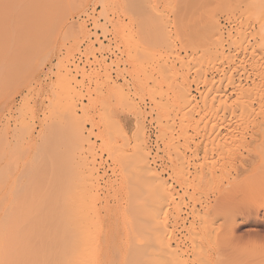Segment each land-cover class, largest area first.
<instances>
[{
  "label": "bare ground",
  "instance_id": "1",
  "mask_svg": "<svg viewBox=\"0 0 264 264\" xmlns=\"http://www.w3.org/2000/svg\"><path fill=\"white\" fill-rule=\"evenodd\" d=\"M5 1H6V3H5ZM8 1H10V3ZM8 1L7 0H3V1L0 0V5L3 4L2 5L3 6L2 11L4 13H7V14H8V11L6 12L5 10H11L14 7L12 5L13 7L11 8L10 7L11 5H9V6H7V9H6L5 4H7V5L12 4L11 0H8ZM87 1L88 0H49V2L47 1L48 2L47 5L46 4L42 5L41 4L42 0H38V3H37L38 5H37V4H35V2H37L36 0L35 1L31 0L30 4L33 2L32 5L34 6V4H35L38 7L34 6L32 8V6H30L28 3V6H29L28 8L25 5L23 6V7H26V11L23 10L25 8H23V9L20 8V9H21V11L23 10V12H28V10L31 8L29 10V12L30 11H32V13L36 12V14L34 13V17L35 16L37 17L39 15V17H37L38 19L37 18L36 19L38 21L41 19L40 20L41 23L39 25L40 29H37V31L35 33V30H33V28L35 26H38V25L35 23L34 18L29 16L32 19L31 20L32 23L34 22L36 24V25L34 24V27H33L31 25L32 24L31 21H29L30 18H28V17L26 18V16H28L29 12L24 13L23 14L24 18L28 19V20L23 19L24 20L23 23H21V22H19V23L21 25H23V27L26 26L27 29L32 26V28H30V29H32L31 31H30V29H28V31H30L29 33L31 36L27 32V29H25L26 32L28 33V36H29L28 39L26 38L25 41H23L24 39H22V38L23 37L25 38L24 34H22V35L20 34L22 36V38L20 35H19V38L13 37L12 41H15L14 39H19V40H16L19 43H20L21 39L23 41V43H21V45L17 42L18 45H15L14 50H13L12 46L10 47L13 52L9 49L8 45L7 46L4 45L5 44V41L3 40L4 37L1 35V32H4V28L6 27L5 25H7V24H4V26L0 25V264H221V262L224 261L225 255L224 254L218 255L219 257L216 256L217 258H213V256L212 257L209 256L208 255L209 253L205 250V249H207V247L205 248L206 245L205 244H204L205 246L202 245L201 241H200V245H197L198 242L196 244L194 243V245L192 244V247H190L189 250H184V251H181L180 249H179V251H176L172 248V245H171V243H172L171 238H173L174 236L172 237V235H171L172 233L170 234V232H172V231L167 226V224H168L166 222L167 215L171 214V212H173V210H175V213H174L175 218L176 219L180 218V214L182 212V207L180 206L181 203L179 204V203L174 202V198L177 195H175V192L171 189L170 184L167 182L165 177H162L161 174L159 173V171L156 172L155 169L153 170L152 163L156 159L155 157L161 158V156H163V157L165 156L166 159L169 158V162L178 160V161H181L179 163L182 166H186V164L183 165V163L184 162L187 163L188 159L187 160L185 159V161H182V160L185 157L184 150H186L187 147H190V146H188L189 144H187L189 142L187 136L184 137L185 138L184 140L186 141V143H185V141L183 142L184 144H187V145L183 144L185 147H184V150L182 151L180 149L181 143L177 142L178 138L177 139L172 138L173 139L172 140L171 138H169V136L172 132L170 134H168L169 135L168 136V135L164 134L165 132L163 130L162 133L158 134L157 137L162 142L166 141V143H164L165 146L162 144L163 147L162 148L160 147V149L156 147L158 150L156 152H154V153L161 152L162 154H160V155L155 154V156H152V152H153L152 150L153 149L151 146H149V144L147 142V136H145V134H144L145 132L141 128L142 126H136L134 124L137 127L135 129V133H133V135H130L131 137L126 138V136H124L125 137L124 138L122 136L123 133L120 135V132L124 131V127L122 125L123 121H122L121 122L122 124H120L121 128L119 127L121 129L120 132H118L119 135H115V136L112 135V136L106 137V136L100 134V135H97V137L93 140L89 134L92 132L93 128L96 126V123L93 122L92 120L91 121L88 120L87 122L88 123L90 122L89 127H84V125L82 127L79 124L80 120L77 121V118H79V117H77L76 111H77V109H81V108L83 109V107H82V105H81L82 103H81L80 104L81 108H77V96H76L77 90H74L75 86H73V85L70 86V84H69V79H71V81L73 80V78L75 79V76L74 77L69 76V75H71L69 73V72H71V71H69L70 70L69 64H71V61H74V60L69 61V56H70L69 55V51H70L69 49H71L70 48L71 46H69V45L73 44V43H69V41L66 40L67 38H69V36H68V33H69L68 29L69 28L67 29L66 27H64L65 30L66 29L68 30L66 33L67 38L66 39L64 38L62 40L63 37H61V40H62L61 42L56 41L54 39L55 38L54 35L55 36L58 35L57 28L61 29L59 26L61 25L62 22L65 23V21H64V20H66L65 15L67 13L66 11H68V10H66V8L71 7L73 5L76 9H79V8L81 9V8H84V7H82L83 5L86 6L85 4ZM129 1H131V0H129ZM134 1H136V0H134ZM141 1H140V4H141ZM195 1L196 0H194V2ZM205 1H204V3H205ZM213 1H211V2H213ZM222 1H224V0H222ZM228 1L229 0L224 1V2L227 3ZM243 1L241 0V3L243 2L245 4V6H244V4H242V5L244 6V8L247 7V8H245V10L249 9V11L248 12H247V10L244 11V8L242 6L241 9H238L239 12H241V10H243V12H241L240 15L243 14L242 15L243 18H244V16L248 15V16L252 17V19L249 18L251 20L256 18L258 20V21L256 20V23H258L259 20L261 22L262 21L261 15H264V13H263L264 12V0H243ZM1 2H4V3H1ZM27 2H29V0H27ZM101 2H102V0H101ZM142 2H144V1H142ZM147 2H149V1H147ZM147 2H146V4H147ZM182 2H183V0H182ZM194 2L192 0L191 3H193V5H195L196 3H194ZM200 2H201V4H200ZM202 2H203L202 0L197 1V3H199L201 6H202V4H204ZM19 3H21V2H19ZM191 3L189 2V4H191ZM208 3H210V2H208ZM238 3H240V2L238 1ZM16 4H17V6H20L18 3H16ZM16 4H15V7H17ZM23 4H24V2H23ZM69 4H72V5L68 6ZM138 4H139V2H138ZM178 4H180V3H178ZM189 4H188V9L191 8L190 10H193L196 8V10H197V11L194 10L195 13L193 11L194 14H193V16H190V17L193 18L195 16L194 18L198 19L197 20V21H199L198 23L201 24L200 27L201 26L207 27V28H205L206 30L205 29L204 30L206 32L208 31L211 35V36L208 35L211 38H209V39L207 38L206 40H204L206 35L208 34V33L206 34L204 31V33L206 35L201 36L202 39L204 38L203 40L200 39L199 35L203 32V28L200 29L199 27H197L196 30H198V28H199L200 30H198V31L199 32L202 31L201 33L198 34V37L195 36V38H196L195 41H197L196 44L198 43L197 44L198 49L200 46H202L204 48V50L209 52L210 54L214 51L215 53L213 52V55L214 56H216V54H217V56L219 55L218 58L221 59V61L225 60L226 62L232 63L233 61L238 60L239 61L238 65L233 64L235 67L238 66V68L240 65L239 63L240 62L243 63V60L247 59V57L245 58L246 54L248 56V53L250 52L249 56H251L252 52L254 54L258 52V54H256L258 56V57L256 56L257 58H255V56L252 54L253 59H249L246 61L249 63V67H250L251 71L246 72L245 77L243 76L244 79H243V77L242 78L240 77L241 75L233 76L234 73H233V75H231V73H230L229 79L227 82L229 84V85L228 84L227 85L229 87H231L230 89H231L232 93L236 94L235 95L236 98H233L234 94L232 95L233 97L231 96L234 101H232V104L230 103L231 108L228 107V109H225V108H227L229 103L228 104L226 103L227 106L224 105L225 106L224 109L226 110L225 112L227 113V110H228L227 114H229V108H230V113H234V114L237 113L236 114V115H238V116H236L237 120L239 117L242 119V117L239 115L240 113H243L242 115L244 116V114L246 112L250 111L251 109L253 110V108L256 107L257 105H259V107H260V102H259V104H258V102L256 103L257 100L255 101L254 99H252L251 96L249 95L250 93L245 92V91H246V89H249V88H250V90H252V89L254 90V89H260V88L264 87V74H263L264 71L262 73H259L261 71H260V69L258 70V68H260L262 65L261 60L264 62V59L259 57L260 55L263 56L262 52H264V51L261 48L262 52L259 53L260 51H257V50H261V49L257 48V50H254V47H253V49H250L247 52L245 48H247L248 46L252 47L253 45H247V47H245V45H244V44H247V42L249 41L247 38H249L251 36L253 37L255 34L256 35H260V34H258V31L257 32L255 31L256 28H254L252 33H250V36H249L250 31L248 32V37H247V33L246 34L243 33V32H245V29H246L245 27H247L248 29H249V27H251V26H249V22L247 23L249 27L246 26L247 25L246 21H244V20H246V17H245V19H243V21H242L243 23L241 21H240V23H238V24H246L244 27V30H239L240 25L236 26L235 24L234 25L232 24V25H229V29H227V32H225L223 24L220 23L221 21L219 22L220 19L218 20L216 18V15H217L216 12H218L221 8H222L221 12L219 11V13H222V10H224V9H228L229 11L231 10L230 12L225 10L227 12V16L224 13L226 18H227L226 20L228 21L230 16L233 19L235 17V16L234 17L232 16L233 12H234V11L232 12V8H226V6H225V8L221 7L219 10L218 9L216 10L214 8L215 14L212 13V15H213V17H212V15H210L211 12H208L204 7H202V13H201V10H200L201 6L199 4H198V7L200 6L199 8L196 7L197 5H195V7H194L192 4L191 5H189ZM207 4H205V5H207ZM40 5L42 6V8L40 7ZM136 5H137V3H136ZM180 5H182V4H180ZM209 5H211V3ZM217 5L219 6V4H217ZM228 5H229V3H228ZM4 6H5V8H4ZM21 6H22V3H21ZM101 6H102V8H104L103 5H101ZM116 6H114V7H116ZM142 6H144L143 9L142 8H140V9L136 8L137 9L136 10L134 8L135 11H138V14H141L138 16L139 18L137 20V22L139 21L138 22L140 24L139 26L141 28L143 27L141 29L140 33H142V34L144 33L142 31H145L144 30L145 27L146 28L149 27L148 24L151 25V27H152V25H154V23H156V25L153 26V28H151V29L149 28V30H151V31L146 30V31H148L146 33H147V35L148 34L150 35V32H151V33L155 34L156 38L159 37L158 35H160V34H158V32H159L158 29H157L158 35H156V32H153V31H155L153 29H154V27L158 26L157 23L160 20V19H158V17L161 15L158 16V13H157L158 10H156L154 6H153L154 8L153 7L150 8L145 4H143ZM146 6L148 8H150V9H147V10H149V12L145 11ZM169 6L171 7V4ZM182 6H180V7L182 8ZM214 6H216V5H214ZM218 6H216V7H218ZM8 7H9V9H8ZM35 7L40 8V11L38 10L39 12H37L36 11L37 8H35ZM94 8H92V6H91L92 10L90 9L89 11H93ZM102 8H100V9L102 10ZM117 8H118V6H117ZM32 9H34L35 11H33ZM68 9L72 12L74 11L73 7L68 8ZM71 9H73V10H71ZM151 9H155V12H156L155 13L156 16L153 17L155 22L152 21L153 18L149 17V16H151V13L154 14V11H151ZM198 10H200V13H198L199 12ZM205 10L207 11V14H205L206 13ZM2 11H0V12H2ZM21 11H19V12L21 13ZM107 11H108V9H107ZM180 11H183V8ZM186 11H187V9H186ZM64 12H66V13H64ZM69 12H68V14H69ZM74 12H76V11H74ZM99 12H100V10H99ZM110 12H111V10H110ZM9 13H11V12H9ZM13 13L15 14V12H13ZM37 13H38V15H37ZM101 13L104 17H101L102 16L101 14H100L101 16H99V17H101L102 19L104 18V21H105V19L108 16L107 12L104 11V9H103V12H101ZM119 13L123 14L122 10ZM142 13H148L147 15L150 14L148 16V19L151 22L149 21V23H147L148 20H145V22H146L145 23L144 18L147 19V15L142 14ZM196 13L200 14V16L202 14L204 18H202V16H201V18H198L199 15L197 16ZM231 13H232V15H231ZM238 13H236L237 18L240 17V15ZM160 14H161V12H160ZM180 14L181 13L179 12V15ZM15 15H17V14H15ZM91 15H92V12H91ZM142 15L144 18L141 17ZM145 15H146V17H145ZM206 15L207 16L210 15L209 18H207ZM8 16H10V15H8ZM66 16L68 17V15H66ZM69 16H70V14H69ZM90 16H89V18H90ZM175 16H176V13H175ZM181 16H183V15H181ZM0 17L4 18V15L3 16L0 15ZM19 17H20V15H19ZM87 17H88V15H87ZM162 17H163V14H162ZM183 17H185V16H183ZM14 18L17 19L15 16H14ZM110 18L108 20L107 19L106 20L109 21ZM155 18H156V20H155ZM167 18H168V16H167ZM192 18H191V20H194V18L193 19ZM205 18L207 20L210 19V20H208L209 22H207V20ZM91 19H92V17H91ZM118 19H120V18H118ZM140 19H142V20H140ZM164 19L165 20H163V21H166L165 15H164ZM185 19H187V18L185 17ZM185 19H184V21H185ZM5 20H7V18H5ZM182 20H183V18H182ZM13 21L14 20H12V23H14ZM17 21H19V19H17L15 21V24L20 26V24ZM25 21L30 22L31 24L28 23L26 25V23L24 24ZM132 21H134V20H132ZM189 21H190V19L188 20V22ZM197 21H195V22H197ZM204 21H205V23H204ZM247 21H250V20H248V17H247ZM141 22L142 23L144 22L143 25L141 24ZM188 22H187V24H188ZM260 22L258 24L259 26L261 25ZM202 23H204V24H202ZM250 23H251V21H250ZM256 23H255V25H256ZM54 24H58L59 26L57 28H55L57 25L55 26ZM68 24L69 23H67L66 26H68ZM145 24H146V26H145ZM160 24L162 25V23H160ZM75 25L77 26V24H75ZM103 25H99V26H101L100 29H102V30L106 27V24H105V27ZM120 25L126 26V24H124V22H123V24H120ZM195 25H197V23ZM225 25H227V23ZM1 26H3L4 28ZM51 26L52 27L55 26L54 28L57 30V31H55L53 28L55 33L53 34L52 33L53 31L51 32L53 34L52 37H54L52 39L50 38V35H47V30L49 27L52 28ZM259 26H258V28H259ZM12 27H11L12 30L10 29L8 32L9 34H11L13 29L16 28V27L14 28V26H12ZM70 27H71V25H70ZM242 27H243V25H242ZM1 28H3V31H1L2 30ZM6 29H8V28L6 27ZM248 29L246 30V32L248 31ZM80 30H82V29H79V32H80ZM259 31H260V29H259ZM33 32H34V34H33ZM14 33H16V31H14ZM82 33H83V31H82ZM9 34H7V35H9ZM80 34H81V32H80ZM4 35H5L6 40H9L10 36H8V38H7L6 33H4ZM88 35H91V33H89ZM15 36H16V34H15ZM153 36H152V38H153ZM64 37H66V35ZM233 37H238V39L236 40ZM10 38L12 39V37H10ZM227 38L230 39V41L228 40L229 42H231V40H234L232 43V45H233L232 47L234 50L233 49L232 50H230V49L226 50L230 46V44H228V43H227L228 45L226 44V46H225V43H226L225 40ZM57 39H60V37ZM84 39H85V36H84ZM210 39H212V42H213V46H211V48L213 47V50H211V48H210V50L212 52H210V50H206V49H208L207 45L209 43L208 40H210ZM130 40H131V38H130ZM16 41L12 42V43H16ZM200 41L202 43L204 41H206V42L208 41V43L204 42V43H206L205 47H204V43L203 44L201 43V45L198 46ZM235 41L236 42L238 41L237 42L238 46H236V47L234 45V44H237ZM262 41H264V39ZM262 41H261V43L263 45L264 42H262ZM88 42H89V40H88ZM12 43H7V44H12ZM136 43H138V42H136ZM253 43L257 44L258 42L253 41ZM211 44L212 43H210V45ZM251 44H252V42H251ZM129 45H132V44H129ZM210 45H209V47H210ZM5 46L8 49H5L6 48ZM48 47L51 48V51H50L51 55L52 54L56 55V53L57 54L58 53L59 54L67 53L68 56L66 54H63V55H66V57H65L64 63L61 60L62 65L58 64L55 61L57 63V65H60L62 67L54 70V71H56V79L55 80L53 79V81L50 82V88H49V91H48L46 97L43 96L44 97L43 98L41 96L42 98H40L39 103L36 105L30 106V104H29L27 107H25L26 106L25 104H28L25 102V104H22V105H24L25 108L21 107V105H20L21 103H20L19 104L20 107L19 106L17 107L18 109L16 108L14 111H13V109L11 110V107H9V105H10V102H12L10 100L11 99L13 100V98H12L13 95L11 94L12 89L10 87H14L13 90L16 92H20L21 91L20 87L23 88V86L24 87L27 86V88H29L28 85L30 84V82L35 79L32 77V74L34 75L37 68H35L36 70L34 71V73H32L33 72L32 70H34V68L31 67L32 69L30 68L29 71L30 72L32 71L31 72L32 74L30 77H27V75H29V73H30L28 71V67H29V65L32 64V62L35 63V60L38 59L39 56H41V53L44 54V56L47 55L46 53H43V52H44V49L48 48ZM140 47H141V44H140ZM262 47H264V45ZM129 48L131 49V47H129ZM248 48H250V47H248ZM144 49H146V48H144ZM144 49H141V50L143 52H145V54H147V56H149L148 52L144 51ZM72 50H73V48H72ZM76 50H77V47H76ZM252 50H254L256 52H254ZM129 51L130 50L128 49V52ZM245 51L247 53H245V55H244ZM143 52L140 55H142ZM201 53L202 52H200V54L199 53H196V54H198L197 56L201 57V55H202ZM25 54L29 56V57L27 56V60L24 57ZM140 55L137 56L139 58L138 60H140ZM204 55L205 54L202 55L203 58L201 57V59L203 60L207 57L206 58L207 60H205L206 62H204V60L203 61L200 60L199 58H198L199 59L198 61L197 60L195 61L196 65L200 63L199 65H197L199 67L194 65L198 68L199 71H200V69H201V71L203 70L202 68H200V65L207 66L204 64L205 63L207 64L208 63L207 61H209L211 59L210 56H208V55L204 56ZM128 56L129 55H127V57ZM137 57H136V59H137ZM142 57H143V55H142ZM142 57H141V59H142ZM153 57L154 56H152V57L149 56V59H147V60L144 59L145 64H144L143 69L141 68L143 65L140 63V61L138 62L135 59L134 61H136L140 64L136 63L137 64L136 68L133 67L135 65L132 66L133 71H131L129 74L132 79L127 80L124 83L123 87H120L119 89H116L114 86L106 87L107 88L105 90L106 93L107 94L113 93V94H115V96L117 95V99L119 98V101L121 102L120 104L123 106H126L127 110H131L132 107H135L134 103H136V102L133 103L132 101H133V98H138L139 95L137 96L136 94L132 93V90H133L132 88H133V85L135 84V82L138 84L142 83V80L144 77H142V78L136 77L137 79H135L132 76H134L137 72L140 73V71L142 72L143 76L147 75L149 73L148 72L145 74L146 71H149V68H147V66H149L150 71L153 72L154 71L153 66H152L153 61L151 60V58L154 60V58H156L157 56L154 58ZM32 58L35 60H31ZM70 58L72 59V57H70ZM157 58H159V57H157ZM166 58H164L163 60L166 61L165 60ZM92 59H95V58H92ZM22 60H24V61L29 60V62H31V61L32 62L27 65L28 62H23ZM211 60L215 61L216 59L213 58ZM42 61L43 60H41V62ZM97 61L98 60L96 58L95 62H97ZM100 61H101V59H100ZM147 61H149V62L147 63ZM164 61L161 63L164 64ZM214 61H211V62L209 61V62H210V64H213V66H214V63H215ZM218 61L219 60H217V62ZM36 63H38V62H36ZM202 63H204V64H202ZM218 63L221 64L220 61ZM105 64H104V66H105ZM159 64L157 63L158 66H159ZM40 65L42 66L43 64L40 63ZM74 65L76 66L77 64H74ZM138 65L141 68V70L139 69ZM145 65H147L146 68H145ZM242 65L240 66V69L242 68ZM168 66L170 67V65H168ZM221 66H222V64H221ZM223 66H225V65H223ZM223 66H222V68H223ZM244 67L245 66L243 65V68ZM165 68H164V66H162L161 69H165ZM197 68H195V69L197 70ZM214 68L216 70H220L219 69L220 67L219 68L214 67ZM72 69L74 70V73L77 72V70H75L74 67ZM106 69H107V65H106ZM106 69L103 72H106V78L108 80H111L110 78H108L110 75H108V77H107ZM157 69H159V68L156 67L155 70H157ZM168 69H170V68H168ZM261 69L264 70V68H261ZM196 70L194 73L195 75H196ZM206 70H204L205 73L207 72ZM161 71L164 72L163 74L159 72L160 74L163 75V78H164V75H166V76L169 75V74L168 75L165 74V73H167L166 69L161 70ZM204 71H202L203 74H204ZM233 71L235 72V69H233ZM122 72H124V71H122ZM168 72H170V71L168 70ZM202 72H201V74H202ZM210 72H211V70H210ZM175 74H173V75L175 76ZM203 74H202V76L201 75L200 76L203 77ZM213 74H212V77H213ZM79 75L81 76V73ZM242 75H244V74H242ZM102 76L105 77V75H102ZM166 76L163 79V81L166 80ZM174 76H168V78L174 77ZM176 76H177V74H176ZM178 76H180V74ZM181 76H182V74H181ZM160 77H161V75L159 76V78ZM196 77L198 79L201 78V77H198V75ZM209 77H211V76H209ZM212 77L210 79L203 78L201 80L202 81L206 80V81L212 83L213 81H216L215 79L213 80ZM221 77L219 79L223 80L226 76H224L222 78ZM106 78H104V79L107 80ZM93 79H94V77H93ZM160 79H162V78H160ZM86 80H87V83L85 85H87L86 86L87 90L91 89L90 85H93L91 92L92 91H94V92L100 91V89H101V87H99L100 85H98V83L96 81H95L96 83H94V81H92L91 72H89V70L82 74V81L81 80L80 81L84 83ZM144 80H143V83H144ZM171 80H173V78ZM201 80H198V82H196V84L200 83L204 86H207L210 84V83L208 84V82H205L206 83V85H205L204 81H203L204 84L201 83L202 82ZM146 81H149V79ZM159 81L160 80L158 79V82ZM183 81L184 80L181 79L180 85H182ZM199 81H201V82H199ZM151 82H152V80H151ZM223 82H224V80H223ZM164 83H165V81H164ZM213 83H212V85H213ZM73 84H76L75 81H73ZM77 84H78V82H77ZM99 84H101V83H99ZM113 84H111V85H113ZM156 84H158V83H156ZM216 84H218V83H216ZM224 84H225V82H224ZM80 85H81V83H80ZM146 85H147V83H146ZM169 85H166L168 87L165 86V88L168 89L170 87ZM221 85H222V83H221ZM172 86H175V84L172 83ZM178 86H179V83H178ZM8 87L10 88V91H11L10 94L8 93V92H10V91H8L9 90ZM157 87H158V85H157ZM207 87L211 88V85H209ZM6 88H8V89H6ZM30 88H31V86H30ZM148 88L150 89V87H148ZM179 88H180V86H179ZM212 88H213V86H212ZM214 88H217V85L214 86ZM219 88L220 87L218 86V88L215 90H211V89L206 90V87H205L204 89L206 91L205 90H203V91H205L204 93H206V92L208 93V91H209V93H210V91L217 92L219 90ZM158 89L159 90H155V89L150 90L151 94H149V95L152 96L153 99H154L153 93L157 94L156 91H158V95L161 96V94H159L160 88H158ZM263 89L264 88H262V90ZM25 90H26V88H25ZM38 90H39V88H38ZM84 90H86V89H84ZM145 90H147V88ZM180 90H178V91H180ZM200 90H202V89H200ZM139 91H140V89H139ZM194 91H197V90H194ZM256 91L257 90H255L254 92H256ZM140 92H144V91L142 90ZM165 92H167V91H165V90L162 91V93L164 95H166ZM171 92H172V89H171ZM185 92H186V89L184 92L181 90L177 94H178V96L181 97L183 94H185ZM215 92L214 93L211 92V93H213L214 97L221 96L219 94H223V93L218 94V92H220V91H218L216 93L217 95H215ZM243 92L246 94V97L244 96L245 94ZM263 92H264V90H263ZM79 93H77V94H79ZM180 93H181V95H179ZM186 93L188 94V91ZM197 93H198V91H197ZM204 93H203V95H204ZM209 93L207 95L210 96L211 93L210 94ZM40 94L43 95L42 93H40ZM44 94H46V92ZM86 94H87V92H86ZM206 94L204 95V98H205ZM263 94L261 93V95H263ZM38 95H37V97H38ZM81 95L83 96L82 93H81ZM199 95H200V92H199ZM241 95H243L244 97L243 96L241 97ZM247 95L250 96V98ZM258 95H260V94H257V96ZM35 96L36 95L34 93V97ZM185 96H186V94H185ZM185 96L184 97L182 96L183 98L181 97V99L182 100L185 99V102H187V103H185L186 105L184 103L183 104H184V106H188L187 104L191 103L193 98L188 97V96H186V98H185ZM213 96L211 94V99ZM223 96H224V99H222V100L227 99V98H225L226 94L225 95L223 94ZM31 97L33 98L32 95H31ZM87 97H90V95ZM130 97H132L131 100H130ZM147 97L149 99L151 98L149 96H147ZM198 97H200V96H198ZM208 97L206 96V99H204V98L203 99L207 101L208 99H210ZM79 98L81 99V97H79ZM90 98H92V97H90ZM152 98H151V100H153ZM221 98L218 100L222 101ZM229 98L227 99V102H228ZM241 98H244V99L239 100ZM256 98L259 100V97H256ZM261 98H263V97H261ZM29 99H30V97H29ZM178 99H179V97H178ZM235 99L236 100L238 99V101H235ZM38 100H36V101L38 102ZM157 100L155 101L156 103L159 101V100L158 101ZM199 100L200 99L198 98V100H196V101H199ZM263 100H264V98H263ZM44 101H47V102L44 104ZM90 101H92V100H90ZM116 101H118V100H116ZM229 101H231V100H229ZM101 102L102 101L100 100L99 103H101ZM148 102H149V100H148ZM203 102H204V107L207 105V107H209V108L202 109L204 111V113L202 111L203 115H200V116L204 117V114L205 115L207 114L208 109L209 110L213 109V111H215V114L217 113L216 111L218 109H220V108H218V106H216V108H218V109H214L213 107L215 105L214 106L212 105L213 107L211 106V108H210V105L212 103H214L213 100H211V103L209 101L210 104L209 103L207 104V102H205V101H203ZM222 102L220 104H222V106H223ZM254 102L257 105L253 107ZM23 103H24V101H23ZM143 104H144V102H143ZM197 104H198V102H197ZM12 105H13V103H12ZM101 105H103L104 107L106 106L104 104H101ZM157 105L159 106L158 103H157ZM195 105H196V103H195ZM195 105H193V106H195ZM190 106H192V103ZM190 106L188 109H190ZM193 106H192V109L194 108ZM196 106H198L197 107V109H198L200 105H196ZM201 106H202V103H201ZM101 108H102V106H101ZM137 108H136L137 110L135 111L136 115H138L139 113L142 114L141 107L139 106ZM103 109L105 110V108H103ZM182 109L183 108H181V110ZM205 109L207 110V112ZM150 110H152V108ZM259 111L257 110L258 113H259ZM38 112H40V113H38ZM127 112L131 113V111H127ZM193 112H195V111H193ZM222 112H224L223 109H222ZM262 112H261V114H262L261 117H263ZM156 113H155V115H156ZM175 113L173 115H175ZM211 113H213V112H211ZM252 113H254V112L252 111ZM37 114L39 116V119H38L39 121H37V119H36L37 123L39 122V125H37V123H36L38 128H36V126L34 125L35 123L33 122L35 120V118L37 117ZM82 114H83V112H82ZM215 114L213 113L214 118H215ZM227 114H226V116H227ZM145 115H143V116H145ZM210 115H209V117H208V115H207V117L205 116L207 118V120H208V118H210ZM230 115L228 116V118L230 117ZM255 115L260 116V114H257V113ZM192 116L193 115H191V117ZM200 116L197 115V118L199 117L198 119H200L201 118ZM233 116H232V118H233ZM83 117L84 116H82V118ZM155 117L156 116H154L153 118H155ZM249 117L250 116H248V118ZM88 118H89V116H88ZM222 118H225V117H221L220 120ZM260 118H259V121H261ZM84 119L85 118H83V120ZM108 119L109 118H107L108 122H112V127L113 128L116 127L115 124L113 125L112 119L110 121ZM125 119L127 121H129V117H125ZM160 119H158V120H160ZM229 119H231V118H229ZM241 119L239 120V122L235 120V123L237 122V127H238L239 123H242ZM69 120H71L70 121L72 124L71 126H69L70 125ZM143 120H144V118H143ZM222 120H221V122H222ZM75 121L78 123V125L80 127L77 125V123H75ZM194 121H196V122L192 123L193 126L196 125V123H198V122H200V123L202 121L204 122V118L202 121L201 120L200 121L198 120V122H197V120H194ZM206 121H205V124L208 123ZM229 121H231V120H229ZM233 121H234V119H232V123H233ZM137 122L141 125V122H139V121H137ZM84 123H85V121H84ZM158 124H160V123H158ZM202 124L203 123H201V126L204 129L205 125L203 126ZM261 124L264 125V123H261ZM187 125H190V124L187 123ZM197 125H199V123ZM257 125H259V123ZM207 126H209V123L207 124ZM210 126H212V124ZM240 126H241V124H240ZM198 127L199 128H197L195 126V127H193L195 129L191 128V130H194L193 132H195V130H197V134H199L198 129H200L201 127L200 126H198ZM213 127H215V126H212L211 134L214 133L213 130L215 131V128H213ZM231 127H232V129L230 131L233 133V136H234L235 131L237 132V130H236V128L234 129L233 126H231ZM256 127L254 129L258 128V127L257 128ZM205 129H206V127H205ZM241 129H243V132L246 130L245 128L240 127V130ZM260 129L261 130L263 129V130L259 131V133L262 132L261 134L264 135V132H263L264 127L259 128V130ZM114 130H116V128H114ZM250 130H251L250 132H252V131L256 132V131L252 130V128H250ZM199 132H201V131H199ZM202 132L200 134L201 136H202ZM222 133H225V132H222ZM228 133H226V134H228ZM241 133H242V131H241ZM108 134L109 133H107V135ZM249 134H247L248 137H250ZM219 135L222 136L221 134H219ZM237 135H238L237 139H240L241 135H239L238 133H237ZM192 136H190V137H192ZM223 137L224 136H222V138ZM256 137H258V136H256ZM96 139L101 140L100 141L101 142V152L99 155H98L99 152L97 153L95 150ZM155 140H154V142H155ZM187 140H188V142H187ZM246 140H244V141H246ZM196 141H191L192 143L194 142L193 143L194 145L192 144V149H190V151L194 154L199 148V144H196ZM208 141L209 140H207V142ZM222 141L223 142L225 141V143H226V140H222ZM230 141H232V140H230ZM239 141H241V140H239ZM210 143H211V141H210ZM219 143H220V145L224 144V143L222 144L221 142H219ZM209 147H211V146L209 145ZM207 149L208 148L204 147L203 150H204L205 154L203 153V156L206 155ZM81 153L83 154L82 156L80 155ZM192 153H191V156H192ZM97 155H98V157H96ZM236 155L237 154H235V157H237V156L240 157L239 156L240 154L237 156ZM232 158L234 159L233 156H232ZM232 158H231V161H232ZM202 159L206 160V157L205 158L202 157ZM237 160H239V162H240V164H239L240 166L238 165L239 168L236 167L237 164L234 162L237 170L234 169V166L231 169H232V171L236 170L237 174H240V173L242 174V172L245 170L246 166H245L243 160H241V161H240V159H237ZM172 164H173V162H172ZM227 164L229 166V164H231V162L228 160ZM177 165H179V164H177ZM100 166L105 168V171L103 172V173H105L104 175L98 174V168ZM171 166L176 168V166H174V164ZM253 166H254V164H253ZM229 167H231V165ZM181 168L182 167L180 166V169ZM183 168H184V170H181V171H183L182 177L185 179L186 177H184V176H186L187 174L184 175V173H185L184 171L187 168H185V167H183ZM248 168L252 169L253 167L251 165ZM180 169L178 170V172L173 171L172 173H176L177 176H180V175H182L180 173ZM248 170H247V172H248ZM189 172H190V170H189ZM208 173L211 176L210 172H208ZM197 174H199V173H197ZM197 174L195 173L196 177H198V179H199L200 177ZM205 174H207V173H205ZM236 175H235V178H233V179H232V177H234V174L231 175L232 177L230 179L233 180V183L238 180V179H236L237 178ZM242 175H245V174L243 173ZM242 175H240V176H242ZM207 176H208V174H207ZM211 177L208 176L206 178H211ZM241 178H243V176ZM241 178L239 177V179H241ZM234 179H236V180H234ZM232 180L231 181L229 180L230 181L229 184L232 183ZM225 185H227V184H225ZM225 185L223 184V188H227L229 186V185H227V187H226ZM233 185L231 184L230 186H233ZM216 189H218V188H216ZM222 192L220 191V192H218V194L219 193L221 194ZM225 192H226V190H225ZM211 193H213V192H211ZM219 197H221V196H219ZM215 198L217 199L218 197L215 196L214 199ZM216 199L215 200L212 199L213 201H207L206 200L205 204L202 206L203 213L205 215H206V211L208 213L207 215L213 213V211L215 209ZM244 208L245 207H243V209ZM170 210H172V211H170ZM189 212L192 213V215L193 214H199V210H194V209L192 210L191 209ZM248 212L251 214H249ZM220 213L223 214L224 216H227L229 214V212L224 213V211H223V213L222 212H220ZM252 213L253 212L251 210H248L246 213L247 214L246 217L251 218V216H249V215H252ZM204 214H203V216H204ZM174 216H173V219H175ZM203 216L201 217L198 215V217H201L202 221L204 220ZM246 217L243 216L242 220H240L241 218L239 219L240 221H237L234 216L232 218L230 217V220L229 219L227 220V230L228 231H225V232H227L226 234L228 235V233L229 234L234 233L236 231L235 229L240 224L245 222L246 219L247 220L249 219ZM253 217L256 219L255 222H257L259 224L264 223V218L258 217L257 214H255ZM211 219H213V218H211ZM211 219H209V221ZM203 223H204V225L206 224L205 221H203ZM201 225H203V224H201ZM213 227H214V225H213ZM207 228H208V225H207ZM221 230H225V229H221ZM220 237L221 236H219V238ZM228 237H226V239ZM231 237L232 236H230V238ZM221 239H224L223 236L221 237ZM209 244H210V242H209ZM201 245L204 247H202ZM257 264H264V259L257 262Z\"/></svg>",
  "mask_w": 264,
  "mask_h": 264
},
{
  "label": "rangeland",
  "instance_id": "2",
  "mask_svg": "<svg viewBox=\"0 0 264 264\" xmlns=\"http://www.w3.org/2000/svg\"><path fill=\"white\" fill-rule=\"evenodd\" d=\"M3 1V0H2ZM8 1V0H7ZM14 1V2H13ZM30 1L31 0H29V2H27V0H11V3L12 4H5V6H6V9H7V6H9V5H11L10 7L12 8L13 6V8L11 9V10H5L4 8H5V6H4V10L7 12L8 11V14L7 13H4L3 11H2V5L3 4H1L0 5V11H2V12H0V15H4V18L3 17H0V25H3L4 26V24H7V25H5L8 29H6V27L4 28L3 26H1V27H3L4 28V32H1V35L4 37L3 38V40L5 41V44L4 45H8V47H9V49L11 50V46H12V48H13V50H14V47H15V45H18V41H16V40H19V39H14L15 41H16V43H12V42H15V41H12L13 40V37L14 38H19V35L21 34H24V36H25V38L23 37L22 38V36H21V38L22 39H24L23 41H25V39L27 38H29V36H28V33L32 30V29H30V28H32V26L34 27V24L36 23L38 26H35L34 28H33V30H35V33H36V31H37V29H40L39 28V25H40V20L38 21L37 19V17H39V15H38V13H37V17L35 16L34 17V13L36 14V12H33L32 13V11H30L29 12V10L31 9H27L28 10V12H23V10L24 11H26V7L28 8L29 6H28V3H29V5L30 6H32V8L34 7V6H37L38 4V0H36L37 2H35V4H37V5H35L34 4V6L32 5V3L30 4ZM33 1H35V0H33ZM49 2V0H42V5H44V4H48V2ZM137 1V0H136ZM136 1H134V0H131V1H129V0H102V2H101V0H88L87 2H86V6H82V7H84V8H79V9H76L72 4H69L68 6H71V7H68V8H74V11H76V12H72V11H70L68 8H66V10H68V11H66L65 9V11L67 12H64V13H66V15H68V17L65 15V18H66V20H64L65 21V23H61V25L59 26L58 24H54L55 26H51L52 28H48V30H47V35H50V38L52 39V38H54L56 41H62L64 38L66 39L67 38V31L69 30V33H68V36H69V38H67L66 40L67 41H69V43H73V44H71V45H69V46H71L70 48L71 49H69L70 51H69V61H71V60H74V61H71V64H69V71H71V72H69L71 75H69V76H72V77H74L75 76V79L77 80H75L74 78H73V80L71 81V79H69V84H70V86H75V88H74V90H77L76 91V96H77V108H81V105H82V107H83V109L81 108V109H77V111H76V115H77V117H79V118H77V121H79L80 120V122H79V124H80V126H82L83 127V125H84V127H89V123L87 122L88 120H92L93 122H95L96 123V126L93 128V130H92V134L90 133L89 135H90V137L94 140L96 137H97V135H104V136H115V135H119L118 134V132H120V128H121V125L120 124H122L121 122L123 121V127H124V131L123 132H120V135L122 134V136L124 137V136H126V138H128V137H131L130 135H133V133H135V129L137 128L136 126H142L141 128L143 129V131L145 132L144 134H145V136H147V142H148V144H149V146H151L152 147V156H155V154H158V155H160V154H162L161 152H158V153H154V152H156L158 149L157 148H159L160 149V147L162 148L163 146H162V144L165 146V144L164 143H166V141L165 142H162L157 136H158V134H160V133H162V131L164 130V134L165 135H168V134H170L171 132V134H170V136H169V138H173V139H177L178 138V140H177V142H179V143H181L180 144V149L183 151L184 150V145H187V144H189L188 146H190V147H187L186 148V150H184V153H185V157H184V159L182 160V161H185V159L187 160V163H183V165L184 164H186V166H182L179 162H181V161H178V160H176V161H172L173 162V164H174V166H176V168L175 167H173V166H171V165H173L172 164V162H169V158H167L166 159V157L164 156H161V158H157V157H155L156 159L154 160V162L152 163V168H153V170L155 169L156 170V172H158L159 171V173L161 174V176L162 177H165V179L167 180V182L170 184V187H171V189L175 192V195H177L175 198H174V202H176V203H181V207H182V212H181V214H180V218H178V219H176L175 218V216H174V213H175V210H173V212H171V214H168L167 215V219H166V222L168 223L167 224V226H168V228L172 231V232H170V234L172 235V237L173 238H171L172 240V243H171V245H172V248L174 249V250H176V251H179V249L181 250V251H184V250H189V248L190 247H192V244L194 245V243L196 244L197 242V245H200V241H201V244L202 245H204L205 246V248L207 247V249H205L208 253V255L209 256H213V258H217V257H219L218 255H225L224 256V261L223 262H221V264H257V262H259L260 260H263L264 259V223H262V224H259V223H257V222H255V218L253 217L255 214H257L258 215V217H261V218H264V135L263 134H261L262 132H260L259 133V131H262L261 129L259 130V128H261V127H264V125L263 124H261V123H264V100H263V98H264V92H263V90H262V88H264V87H262V88H260V89H252V90H250V88L249 89H246V91L245 92H249L250 94V96H251V98L252 99H254L255 101H256V103L258 102V104H259V102H260V107H259V105H257L255 102H254V105H253V107L254 106H256V107H254L253 108V110L251 109L250 111H248V112H244L245 114H244V116L242 115L243 113H240L239 115L242 117V119H241V121H242V123H239V125H238V127H237V122L235 123V120L236 121H238L239 122V118H238V120L236 119V116H238V115H236V114H234V113H230V108H231V104H232V101H234L233 99H232V97L233 98H236V94H234V93H232V91H231V87H229L228 85V79H229V75H230V73H231V75H233V73H234V75L233 76H238V75H241L240 77L242 78L243 76L245 77V74H246V72L248 71V72H250L251 71V69H250V67H249V63L248 62H246L247 60H249V59H253V56H252V54L255 56V58H257L258 56L256 55V54H258V52L257 53H253L252 51H254V50H257V48L259 49H263V51H264V47H262L263 45H264V43H263V45H262V43H261V41L264 39V15H261L262 16V18H261V22H260V20H259V22H260V26L258 25L259 24V22L258 23H256V18H254L253 20H251L252 19V17L251 16H244V18H243V14L242 15H240V13L241 12H243V10H241V12H239L238 11V9H241L242 8V4H244L243 2L241 3V0H229L227 3L226 2H224V1H227V0H224V1H220V0H202L203 2L202 3H204V1H205V3L204 4H202V6L200 5L201 4V2H200V4L199 3H197V1H199V0H196L195 2H194V0H193V2L194 3H196L195 5H197L196 7H198V4L201 6H199L200 7V10H201V13H202V7H204L208 12H211L210 13V15H212V13L213 14H215L214 13V10L216 9H220L221 7H224L225 8V6H226V8H232V12H233V15H232V13H231V15L234 17V19L233 18H231V16H230V18L228 19V21L226 20L227 18H226V16H227V12L226 11H229L228 9H224V10H222V13H219V11L221 12V9L218 11V12H216V18L219 20V22L221 23V24H223V26H224V30H225V32H227V29H229V25H236V26H239L240 27V29L239 30H244V27H245V25L249 22V26H251V27H249L248 26V24L246 25V26H248L249 27V29L247 28V27H245L246 29H245V32H243L244 34H246L247 33V37H248V32H249V36H250V33H252V31L254 30V28H256L255 29V31L257 32L258 31V34H260V35H254L253 37L251 36V37H249V38H247L249 41L247 42V44H244L245 45V47H247V45H253L252 47L251 46H248V47H250V48H245L246 49V51L248 52L250 49H253V47H254V50H252L251 52H252V54H251V56H249V53H248V56H247V54L245 55V53H247L246 51L244 52V55H245V58L247 57V59L245 60L244 58V60H243V63L242 62H240L239 64V68H238V66H234V65H238V60H235V61H233L232 63H229V62H226L225 60L224 61H221V59H219L218 57H219V55L217 56V54H216V56H214L213 55V52L211 51V50H213V47L211 48V46H213V42H212V39H210V40H208L209 41V43H208V41L206 42V41H204V42H206V43H208V49H206V50H210V48H211V50H210V52H212L211 54L209 53V52H207V51H205L204 50V48L202 47V46H200L201 45V41L204 39H202V37L201 36H203V35H206L207 33V35H206V37H205V39L204 40H206L207 38L209 39V38H211V37H209L208 35H210V33L207 31H205L206 29L205 28H207V27H205L204 25V27H200V25L201 24H199L198 22L199 21H197L198 19H195L194 17V20L195 21H197V22H195L194 20H191V18L192 17H190V16H193V14L195 13V11H197L196 10V8L195 9H193V10H190L191 8H189L188 9V4H189V2L191 3L192 2V0L190 1V0H183V2H182V0H142V1H144V2H142L141 0V4L143 5V4H145V5H147L148 7H150V8H152L153 6L155 7V9L156 10H158V16L159 15H161V16H159L158 17V19H160L159 20V24L160 23H162V25L160 24H158L157 23V25L158 26H156V27H154V29L153 30H155V31H153V32H156V35H158V34H160V35H158L159 37H155V34L154 33H151L150 32V35L148 34L147 35V33L146 32H148V31H146V30H149V28L151 29V28H153V26H155L156 25V23H154V25H152V27H151V25H149L148 24V28H144V30L145 31H142V32H144L143 34L142 33H140V31H141V29L143 28H141L139 25V21L137 22V20H138V16L139 15H141V14H138V11H135L134 10V8L136 9H140V8H142L143 9V7L144 6H142L141 4H140V1L138 0L137 2ZM147 1H149V2H147ZM180 1V2H179ZM188 1V2H187ZM211 1H213V2H211ZM238 1L240 2V3H238ZM9 3H10V1H8ZM7 2V3H8ZM18 3L20 6H17V4L16 3ZM19 2H21L22 3V6H21V3H19ZM23 2H24V4H23ZM40 2V1H39ZM51 2V1H50ZM113 2V3H112ZM138 2H139V4H138ZM146 2H147V4H146ZM208 2H210L211 3V5H209L210 3H208ZM224 2V3H223ZM231 2V3H230ZM1 3H4V2H1ZM5 3H6V1H5ZM14 3V4H13ZM27 3V4H26ZM102 3V4H101ZM136 3H137V5H136ZM149 3V4H148ZM153 3V4H152ZM178 3H180V4H182V5H180V4H178ZM208 3V4H207ZM226 3V4H225ZM228 3H229V5H228ZM15 4H16V6L17 7H15ZM107 4V5H106ZM171 4V7L169 6ZM192 5H193V3H191ZM191 4H189V5H191ZM205 4H207V5H205ZM217 4H219V6L217 5ZM13 5V6H12ZM26 6V7H23V6ZM101 5H103V7L104 8H102V6ZM118 6V8H117V6ZM152 5V6H151ZM195 5H193L194 7H195ZM204 5V6H203ZM213 5V6H212ZM214 5H216V6H218V7H216V6H214ZM91 6H92V8H94V10L93 11H89L90 9H91ZM108 6V7H107ZM114 6H116V7H114ZM145 7V11L147 12H149V10H147V9H150V8H148V7ZM180 6H182V8H183V11H180L182 8L180 7ZM244 6H245V4H244ZM244 6H243V8H244ZM38 7V6H37ZM37 7H35V8H37ZM40 7L42 8V6L40 5ZM113 7V8H112ZM153 7V8H154ZM190 7V6H189ZM193 7V8H194ZM198 7V8H199ZM210 7V8H209ZM17 10H16V9ZM23 9V8H25V9H23L22 11H21V9ZM100 8H102V10L100 9ZM203 8V9H204ZM215 8V9H214ZM245 8H247V7H245ZM245 8H244V11H246L245 10ZM8 9H9V7H8ZM85 9V10H84ZM103 9H104V11H106L107 12V18L109 17H111L110 18V22L109 21H107L106 19H105V21H104V18L102 19L101 17H104L103 15H102V13L101 12H103ZM107 9H108V11H107ZM117 9V10H116ZM136 9V10H137ZM155 9H151V11H154V14L153 13H151V16H149V15H147L148 13H142V14H146L147 15V19H145L144 17H143V15L141 16V17H143L144 18V22H145V20H148L147 21V23H149V19H148V16L149 17H151V18H153L154 16H156L155 15ZM171 9V10H170ZM180 9V10H179ZM186 9H187V11H186ZM212 9V10H211ZM21 11V13L19 12V11ZM33 11H35L34 9H32ZM40 11V8H37L36 9V11L37 12H39ZM71 10H73V9H71ZM92 10V9H91ZM99 10H100V12H99ZM110 10H111V12H110ZM121 10H122V12H123V14L122 13H119V12H121ZM160 10V11H159ZM185 10V11H184ZM190 10V11H189ZM195 10V11H194ZM200 10H198L199 12L198 13H200ZM205 10V11H206ZM226 10V11H225ZM70 11V12H69ZM85 13H84V12ZM89 11V12H88ZM113 11V12H112ZM193 11H194V13H193ZM204 11V10H203ZM207 11H206V13L205 14H207ZM225 11V12H224ZM231 11V10H230ZM229 11V12H230ZM236 11V12H235ZM249 11V9L247 10V12ZM9 12H11V13H9ZM13 12H15V14H19L20 15V17H19V15L17 16V15H15ZM68 12H69V14H70V16H69V14H68ZM91 12H92V15H91ZM110 12V13H109ZM136 12V13H135ZM160 12H161V14H160ZM163 12V13H162ZM179 12L181 13L180 15H179ZM192 12V13H191ZM239 12V13H238ZM24 13H28V16H26V18L28 17V18H30L29 16H31L32 18H34V21H35V23L33 22L32 23V19L30 18L29 19V21H31V23L30 22H27V21H25L24 22V24L26 23V25L28 24V23H30L32 26L31 27H29L28 29H30V31H28V29H27V27L25 26V27H23V25H21L19 22H21V23H23V21L24 20H28V19H25L24 18ZM87 13V14H86ZM175 13H176V16H175ZM178 13V14H177ZM198 13H196L197 14V16L199 15L200 16V14H198ZM226 14V16H225V14ZM235 13V14H234ZM236 13H238L239 15H240V17H238L237 18V14ZM246 13V12H245ZM264 13V12H263ZM262 13V14H263ZM17 18V19H19V21H17L19 24H20V26H18L17 24H15V21L17 20V19H15L14 18V16ZM102 16H101V15ZM162 14H163V17H162ZM204 14V15H205ZM247 14V13H246ZM245 14V15H246ZM8 15H10V16H8ZM23 15V16H22ZM27 15V14H26ZM87 15H88V17H87ZM91 15V16H90ZM112 15V16H111ZM118 17H117V16ZM146 15H145V17H146ZM164 15H165V18H166V21H163V20H165L164 19ZM181 15H183V16H185L187 19H185V17H183V16H181ZM188 15V16H187ZM209 15V16H210ZM238 15V16H239ZM22 16V17H21ZM89 16H90V18H89ZM99 16H101V17H98ZM167 16H168V18H167ZM198 16V18H201V16H202V18H204L203 17V15L201 14V16L199 17ZM209 16H207L206 15V17L207 18H209ZM218 16V17H217ZM19 17V18H18ZM41 17V16H40ZM91 17H92V19H91ZM162 17V18H161ZM179 17V18H178ZM212 17H213V15H212ZM211 17V18H212ZM245 17H246V20H244V21H246V24H238V23H240V21L242 22L243 21V19H245ZM247 17H248V20H250L251 21V23H250V21H247ZM5 18H7V20H5ZM14 18V19H13ZM37 18V19H36ZM52 18V17H51ZM97 18V19H96ZM118 18H120V19H118ZM150 18V19H151ZM182 18H183V20H182ZM190 19V21L188 22V20ZM192 18V19H193ZM224 18V19H223ZM240 18V19H239ZM249 18H251V19H249ZM24 19V20H23ZM72 19V20H71ZM112 19V20H111ZM116 19V20H115ZM184 19H185V21H184ZM206 19V18H205ZM204 19V20H205ZM259 19V18H258ZM12 20H14L13 22L14 23H12ZM132 20H134V21H132ZM140 20H142V19H140ZM155 20H156V18H155ZM187 20V21H186ZM200 20V19H199ZM202 20V19H201ZM207 20V19H206ZM208 20H210V19H208ZM207 20V22H209ZM224 20V21H223ZM235 20V21H234ZM72 21V22H71ZM115 21V22H114ZM131 21V22H130ZM152 21H154V18H153V20ZM158 21V20H157ZM156 21V22H157ZM227 21V22H226ZM233 23H232V22ZM256 23V25H255V23ZM258 21V20H257ZM16 22V23H17ZM71 22V23H70ZM105 22V23H104ZM123 22H124V24H126V26L125 25H120V24H123ZM143 22V23H144ZM151 22V21H150ZM155 22V21H154ZM164 22V23H163ZM187 22H188V24H187ZM195 22V23H194ZM201 22V21H200ZM253 22V23H252ZM67 23H69L68 24V26H66L67 25ZM143 23L141 22V24L143 25ZM146 23V22H145ZM197 23V25H195ZM204 23H205V21H204ZM204 23H202V24H204ZM227 23V25H225ZM231 23V24H230ZM243 23V22H242ZM35 24V25H36ZM63 24V25H62ZM75 24H77V26L75 25ZM79 24V25H78ZM104 24V25H103ZM105 24H106V27H105ZM164 24V25H163ZM238 24V25H237ZM253 26H252V25ZM70 25H71V27H70ZM74 25V26H73ZM94 25V26H93ZM96 25V26H95ZM99 25H103L105 28L102 30V29H100L101 28V26H99ZM141 25V26H142ZM242 25H243V27H242ZM263 25V26H262ZM12 26H14V28L15 29H13V31L11 32V34H9L8 32H9V30L11 29L12 30ZM60 27L61 29H59V28H57V27ZM115 26V27H114ZM125 26V27H124ZM145 26H146V24H145ZM163 26V27H162ZM258 26H259V28H258ZM12 27V28H11ZM57 28V30H58V35L57 36H55L54 35V37H52L53 36V34L55 33V31H57L55 28ZM64 27H66L67 29L65 30L64 29ZM120 27V28H119ZM197 27H199L200 29L201 28H203V32L202 31H198V30H200L199 28H198V30H196L197 29ZM3 28H1L2 30L1 31H3ZM53 28H54V30H53ZM25 29H27V32H26V30ZM51 29V30H50ZM79 29H82V30H80V32H81V34H80V32H79ZM116 29V30H115ZM157 29H158V31L160 32H158V34H157ZM205 29V30H204ZM248 29V31L246 32V30ZM259 29H260V31H259ZM65 32H63V31ZM14 31H16V33H14ZM40 31V30H39ZM53 31V32H52ZM82 31H83V33H82ZM149 31H151V30H149ZM204 31H205V33H204ZM254 31V32H255ZM21 32V33H20ZM53 34H52V33ZM203 34H202V33ZM262 32V33H261ZM4 33H6V36H7V38H8V36H10V37H12V39L9 37V40H6V38H5V35H4ZM89 33H91V35H88ZM199 33H201L199 36H200V39H202L200 42H199V45L198 46H200L199 47V49H198V47H197V44H196V42L197 41H195L196 40V38H195V36H197L198 37V34ZM7 34H9V35H7ZM15 34H16V36H15ZM18 34V35H17ZM33 34H34V32H33ZM63 34V35H62ZM87 34V35H86ZM254 34V33H253ZM263 34V35H262ZM29 35H30V33H29ZM61 35V36H60ZM66 35V37H64ZM154 35V36H153ZM226 35V34H225ZM31 36V35H30ZM84 36H85V39H84ZM152 36H153V38H152ZM194 36V37H193ZM208 36V37H207ZM211 36V35H210ZM258 36V37H257ZM263 36V37H262ZM49 37V36H48ZM60 37V39H57V38H59ZM61 37H63L62 38V40H61ZM89 37V38H88ZM130 38H131V40H130ZM233 38H235L236 40L238 39V37H233ZM232 38V39H233ZM262 38V39H261ZM11 39V40H10ZM22 39L20 40V45H21V43H23V41H22ZM53 39V40H54ZM69 39V40H68ZM257 39V40H256ZM88 40H89V42H88ZM129 40V41H128ZM230 41V39H226L225 40V46H226V44L228 43V44H230V46L226 49V50H228V49H230V50H232L233 49V45H232V43H233V41L234 40H231V42H229ZM259 40V41H258ZM228 41V42H227ZM253 41L254 42H258L257 44H255V43H253ZM18 42V43H17ZM136 42H138V43H136ZM203 42V43H204ZM236 42V41H235ZM234 42V43H235ZM238 42V41H237ZM236 42V43H237ZM251 42H252V44H251ZM262 42H264V41H262ZM7 43H12V44H7ZM78 43V44H77ZM141 44V47H140V44ZM202 43V44H203ZM206 43H204V47H205V44ZM210 43H212L211 45H210ZM129 44H132V45H129ZM139 44V45H138ZM227 44V45H228ZM78 45V46H77ZM138 45V46H137ZM209 45H210V47H209ZM235 45V47L236 46H238V43L237 44H234ZM262 45V46H261ZM5 46V47H6ZM144 48H146V49H144ZM206 46V47H207ZM76 47H77V50H76ZM129 47H131V49L129 48ZM203 49H202V48ZM72 48H73V50H72ZM226 48V47H225ZM5 49H8L7 47L5 48ZM128 49L130 50L129 52H128ZM141 49H144V51H146V52H148V55L149 56H154V57H159V58H154V60L151 58V60L153 61V70L155 71H153V72H151L150 71V67L149 66H147L148 64V62L149 61H147V65H145V68H146V66H147V68H149V71H146L145 72V74L146 73H148L147 75H145V76H143V74H142V72L140 71V73L139 72H137L134 76H132L133 78H135V79H137L138 77L139 78H142V77H144L143 78V80H144V83H143V80H142V83H136L135 82V84L133 85V90H132V93H134V94H136L137 96H138V98H133V103L134 102H136V103H134V106L135 107H132L131 108V110H127L126 109V106H123V105H121L120 103V101H119V98L117 99V95L115 96V94H113V93H109V94H107L106 93V87H108V86H114L116 89H119L120 87H123V85H124V83L127 81V80H131L132 78L130 77V72L131 71H133V67H135L136 68V63H138L139 61H140V63L143 65L141 68L143 69V67H144V64H145V62H144V59H149V56H147V54H145V52H143ZM196 49V50H195ZM262 49L261 50H257V51H260L259 53H261L262 52ZM148 50V51H147ZM234 50V49H233ZM12 51V50H11ZM50 51H51V48L50 47H48V48H45L44 49V52L43 53H46L47 55H45L44 56V54H42L41 53V56H39L38 57V59H31V60H35V63H33L32 61V64L31 65H29V67H28V71L30 70V68L31 67H33L34 68V70H32L31 72L32 73H34V71L36 70L35 68H37V70H36V72L34 73V75L30 72H28L29 73V75H27V77H30L31 76V74H32V77L33 78H35L33 81H31L30 82V84L28 85L29 86V88H27V86H23V88L22 87H20L21 88V91L20 92H16V91H14L13 89H14V87H10L12 90V93H11V91H10V88H9V90L8 91H10V92H8L9 94L11 93L12 95V98H13V100L11 99L10 101H12V102H10V105H9V107H11V110L13 109V111L19 106V104L21 105V107H24V105H22V104H25V102L26 103H28V104H25L26 106L25 107H27L29 104H30V106H32V105H36V104H38L39 103V101H40V98H42L43 96L44 97H46V95H47V93H48V91H49V88H50V82L51 81H53V79L55 80L56 79V71H54V70H56V69H59L60 67H62V66H60V65H57V63L58 64H61L62 65V63H61V60H62V62L64 63L65 62V57H66V55H67V53H62V54H57L56 53V55L55 54H52L51 55V53H50ZM79 51V52H78ZM196 51V52H195ZM202 52L201 54L203 55V54H205L204 56H206V55H208V56H210V58L211 59H216L215 61L214 60H209L210 62L211 61H214L213 63H214V66H213V64H210V62L209 61H207L208 63L206 64H204V63H202V64H204V65H207V66H203V65H200V68H202L203 70L202 71H204V70H206L207 68V72L205 73V71H204V74H203V72L201 71V69H200V71L202 72V74H203V77H201L202 76V74H201V72L198 70V68L197 67H199V66H197V65H199V64H195V61L197 60H202L201 59V57L203 58V56L201 55V57H199V56H197L198 54H196V53H199L200 54V52ZM13 52V51H12ZM11 52V53H12ZM143 52V57H142V55H140L141 53ZM155 52V53H154ZM254 52H256V51H254ZM49 53V54H48ZM72 53V54H71ZM215 53V52H214ZM263 53V56L262 55H260L259 57H261V58H263L264 59V52H262ZM27 54V53H26ZM25 54V58H26V60H27V56L28 55H26ZM29 54V53H28ZM63 54H66V55H63ZM93 54V55H92ZM137 54V55H136ZM30 55V54H29ZM60 55V56H59ZM127 55H129L128 57H127ZM134 55V56H133ZM138 55H140V60H138L139 58L137 57ZM47 56V57H46ZM68 56V55H67ZM97 56V57H96ZM137 57V59H136V57ZM257 56V57H256ZM29 57V56H28ZM46 57V58H45ZM70 57H72V59L70 58ZM141 57H142V59H141ZM148 57V58H147ZM167 57V58H166ZM252 57V58H251ZM24 58V59H25ZM43 58V59H42ZM56 58V59H55ZM92 58H97V62H95V59H92ZM99 58V59H98ZM128 58V59H127ZM164 58H166L165 60L166 61H164L163 59ZM197 58V59H196ZM199 58V59H198ZM207 58V57H206ZM203 59L204 60V62H206L205 60H207V59ZM100 59H101V61H100ZM104 59V60H103ZM130 59V60H129ZM137 60L138 62H136V61H134V60ZM209 59V58H208ZM41 60H43L42 62H41ZM80 60V61H79ZM133 60V61H132ZM169 60V61H168ZM202 60V61H203ZM217 60H219L220 61V63L222 64V66L223 65H225V66H223V68H222V66H221V64H219L218 62H217ZM23 62H28L27 63V65L29 64V63H31V62H29V60L28 61H24V60H22ZM40 61V62H39ZM57 63H56V62ZM132 64L133 62V64L131 65L129 62ZM164 61V64H162L161 62H163ZM36 62H38V63H36ZM50 62V63H49ZM92 62V63H91ZM106 64H105V63ZM156 62V63H155ZM225 62V63H224ZM261 62H262V65H261V67L260 68H258V70L260 69V71L261 72H259V73H262L264 70L263 69H261V68H264V62L261 60ZM40 63L41 64H43L42 66L40 65ZM95 63V64H94ZM97 63V64H96ZM140 63H138V64H140ZM157 63L159 64V66L157 65ZM170 63V64H169ZM173 63V64H172ZM197 63V62H196ZM228 63V64H227ZM237 63V64H236ZM246 63V64H245ZM50 64V65H49ZM74 64H77L76 66L74 65ZM94 64V65H93ZM104 64H105V66H104ZM110 64V65H109ZM157 66H156V65ZM234 64V65H233ZM245 66L244 68H243V65ZM39 65V66H38ZM73 65V66H72ZM106 65H107V69H106ZM133 65H135V66H133ZM161 65V66H160ZM168 65H170V67L168 66ZM194 65H196V66H194ZM242 65V68L240 69V66ZM80 66V67H79ZM82 66V67H81ZM133 66V67H132ZM141 66V65H140ZM162 66H164V68L166 69V71H167V73H165V74H169L168 76H174L173 74H177V76H176V74H175V76L174 77H169L168 78V76H166V75H164V78H165V76H166V80H164L165 81V83H164V81H163V71H161V70H165V69H161L162 68ZM181 68H180V67ZM213 66V67H212ZM229 68H228V67ZM232 66V67H231ZM248 66V67H247ZM39 67V68H38ZM57 67V68H56ZM74 67V69L75 70H77V72L76 73H74V70L72 69ZM138 67H139V65H138ZM156 67H158L159 69H157V70H155L156 69ZM161 67V68H160ZM172 67V68H171ZM204 67V68H203ZM214 67H216V68H219L220 70H216ZM49 68V69H48ZM119 68V69H118ZM126 68V69H125ZM130 68V69H129ZM141 68L139 67V69L141 70ZM168 68H170V69H168ZM195 68H197V70H196V75L194 74L195 73V70L194 69ZM231 68V69H230ZM32 69V68H31ZM42 69V70H41ZM91 69V70H90ZM106 69V71H107V77H108V75H110L108 78H110L111 80H108L107 78H106V72H103L104 70ZM124 69V70H123ZM129 69V70H128ZM233 69H235V72L233 71ZM84 72H83V71ZM89 70V72H91V79H92V81H94V83H98V85H100L99 87H101V89H100V91H92L91 92V90H92V88H93V85H90V88L91 89H88L87 90V88H86V86L87 85H85L86 83H87V80L83 83V82H81L82 81V74L83 73H85V72H87ZM93 70V71H92ZM116 70V71H115ZM160 70V71H159ZM168 70L170 71V72H168ZM175 70V71H174ZM210 70H211V72H210ZM225 72H224V71ZM48 71V72H47ZM52 71V72H51ZM120 73H118V72ZM122 71H124V72H122ZM231 71V72H230ZM46 72V73H45ZM122 72V73H121ZM128 72V73H127ZM157 72V73H156ZM162 73V74H160V73ZM175 72V73H174ZM51 73V74H50ZM81 73V76L79 75ZM127 73V74H126ZM161 75V77L160 78H162V79H160L159 78V74ZM171 73V74H170ZM185 73V74H184ZM200 73V74H199ZM213 74V77H212V74ZM228 73V74H227ZM238 73V74H237ZM54 74V75H53ZM118 74V75H117ZM156 74V75H155ZM180 74V76H178ZM181 74H182V76H181ZM207 74V75H206ZM242 74H244V75H242ZM263 74H264V72H263ZM46 75V76H45ZM53 75V76H52ZM100 75V76H99ZM102 75H105V77L104 76H102ZM198 75V77H201L200 79H198L196 76ZM201 75V76H200ZM216 75V76H215ZM49 76V77H48ZM94 77V79H93V77ZM102 76V77H101ZM119 76V77H118ZM209 76H211L212 78H213V80L215 79L216 81H213L212 83H213V85H212V83H210V82H208V81H206V80H203L204 81V83L205 82H208V84L209 85H211V88H212V86H213V88L211 89V88H208L207 86H209V85H207V86H204V85H202V84H196V82H198V80H201V79H203V78H208ZM218 76V77H217ZM224 77V76H226L223 80H224V82H225V84H224V82H223V80L222 79H219L220 77ZM55 77V78H54ZM137 77V78H136ZM148 77V78H147ZM211 77H209L208 79H210ZM221 77V78H222ZM244 77H243V79H244ZM42 78V79H41ZM45 78V79H44ZM70 78V77H69ZM104 78H106L107 80H105ZM122 78V79H121ZM173 78V80H171ZM185 78V79H184ZM81 81H80V80ZM149 79V81H146V80H148ZM158 79L160 80L159 82H158ZM181 79L182 80H184L183 82H182V85H180L181 84ZM98 80V81H97ZM151 80H152V82H151ZM221 80V81H220ZM38 81V82H37ZM49 81V82H48ZM73 81H75V83L77 84V82H78V84L76 85V84H73ZM96 81V82H95ZM124 81V82H123ZM163 81V82H162ZM170 83H169V82ZM202 81V80H201ZM201 81H199V82H201ZM203 81L201 82V83H203ZM80 83H81V85H80ZM99 83H101V84H99ZM114 83V84H113ZM117 83V84H116ZM146 83H147V85H146ZM155 83V84H154ZM156 83H158V84H156ZM170 85H169V84ZM172 83L173 84H175V86H172ZM178 83H179V86H180V88H179V86H178ZM203 83V84H204ZM216 83H218V84H216ZM221 83H222V85H221ZM39 84V85H38ZM84 84V85H83ZM111 84H113V85H111ZM116 84V85H115ZM121 84V85H120ZM143 84V85H142ZM152 84V85H151ZM161 84V85H160ZM163 84V85H162ZM217 85V88H218V86L220 87L219 88V90L218 91H220V92H218L217 90V92H218V94L219 93H223L224 95L226 94V96H225V98H229V100H231V101H229L228 100V102H227V99H225V100H222V99H224V96H223V94H219V95H221V96H216L218 99H220L222 96V98H221V100L223 101H220V100H218L216 97H214L213 96V93L215 92V91H210V93L211 92H213V93H211L212 94V99H211V94L209 93V91H208V93L210 94V96L209 95H207L206 93H204L206 90H215V89H217V88H214V86H216ZM228 84V85H227ZM119 85V86H118ZM157 85H158V87H157ZM166 85H169L170 87L167 89V88H165V86ZM177 85V86H176ZM205 85H206V83H205ZM30 86H31V88H30ZM147 86V87H146ZM187 86V87H186ZM222 86V87H221ZM41 87V88H40ZM148 87H150V89L148 88ZM157 87V88H156ZM166 87H168V86H166ZM184 87V88H183ZM186 87V88H185ZM206 87V90L204 89ZM227 87V88H226ZM8 88H6V89H8ZM25 88H26V90H25ZM38 88H39V90H38ZM104 88V89H103ZM147 88V90H145ZM158 88H160V91H159V94H161V96L160 95H158V91H156L157 92V94L156 93H153V97H154V99L152 98V96H150L149 94H151V92H150V90L152 89V90H159ZM196 88V89H195ZM208 88V89H207ZM30 89V90H29ZM41 89V90H40ZM84 89H86V90H84ZM139 89H140V91H144V92H140L139 91ZM142 89V90H141ZM167 89V90H166ZM171 89H172V92H171ZM182 90L183 92L185 91V89H186V92L188 91V94L185 92V94H186V96H188V97H192L193 99H192V106L193 105H195V103H196V105H200L199 106V108L197 109V107L198 106H193L194 108V110L192 109V106H190L191 105V103H189V104H187L188 106H184V104L185 103H187V102H185V99L184 100H182L181 99V97L183 96H185V94H183L181 97L180 96H178V92H180V91H178V90ZM184 89V90H183ZM188 89V90H187ZM200 89H202V90H200ZM221 89V90H220ZM33 90V91H32ZM39 92H38V91ZM167 91V92H165L166 93V95H164L163 93H162V91ZM194 90H197L198 91V93H197V91H194ZM203 90H205V91H203ZM224 90V91H223ZM227 92H226V91ZM255 90H257L256 92H254ZM6 91V90H5ZM176 91V92H175ZM231 91V92H230ZM261 91V92H260ZM14 92V93H13ZM46 92V94H44ZM80 92V93H79ZM86 92H87V94H86ZM148 94H147V93ZM199 92H200V95H199ZM217 92H215V95H217L216 93ZM225 92V93H224ZM260 92V93H259ZM29 93V94H28ZM32 93V94H31ZM34 93H35V97H34ZM40 93H42L43 95H41ZM77 93H79V94H77ZM81 93L83 94V96L81 95ZM90 93V94H89ZM98 93V94H97ZM143 93V94H142ZM182 93V92H181ZM181 93L179 94V95H181ZM203 93H204V95L206 94V96L208 97V98H210V99H208L209 101H210V103H211V100H213V102L214 103H212L211 105H210V108H211V106L213 105H215L213 108L214 109H218V108H220V109H218L216 112V114H215V111H213V109L210 111L209 109H208V112H207V108H209V107H207V105L204 107V102L203 101H205V102H207V104L209 103V101L207 100H204V99H206V96H205V98H204V95H203ZM230 93V94H229ZM232 93V94H231ZM244 93V92H243ZM242 93V94H243ZM261 93L263 94V95H261ZM39 94V95H38ZM101 94V95H100ZM113 94V95H112ZM168 94V95H167ZM175 94V95H174ZM234 94V95H233ZM245 94V93H244ZM243 94V95H244ZM252 94V95H251ZM257 94H260V95H258L257 96ZM31 95L33 96V98L31 97ZM37 95H38V97H37ZM90 95V97H92V98H90V97H87V96H89ZM97 95V96H96ZM111 95V96H110ZM158 95V96H157ZM194 97H193V96ZM230 95V96H229ZM233 95V96H232ZM243 95H241V97L243 96ZM26 96V97H25ZM42 96V97H41ZM75 96V97H76ZM105 96V97H104ZM132 96V95H131ZM147 96H149V97H151L153 100H151V98L149 99ZM164 96V97H163ZM186 96H185V98H186ZM198 96H200V97H198ZM232 96V97H231ZM245 97H246V94L244 95ZM243 96V97H244ZM248 96V95H247ZM250 96H248L249 98H250ZM29 97H30V99H29ZM43 97V98H44ZM79 97H81V99L79 98ZM96 97V98H95ZM133 97V96H132ZM132 97H130V100H131V98ZM159 97V98H158ZM177 97V98H176ZM178 97H179V99H178ZM182 97V98H183ZM202 97V98H201ZM247 97V98H248ZM256 97H259V100L256 98ZM261 97H263V98H261ZM29 100H28V99ZM198 98L200 99L199 101H196V100H198ZM204 98V99H203ZM261 98V99H260ZM39 99V100H38ZM139 101H138V100ZM159 101H158V100ZM188 99V98H187ZM203 99V100H202ZM217 99V100H216ZM242 99H244V98H241V99H239V100H242ZM22 100V101H21ZM36 100H38V102L36 101ZM90 100H92V101H90ZM100 100L102 101L101 103H99L100 102ZM116 100H118V101H116ZM148 100H149V102H148ZM158 101L157 103L159 104V106L157 105V103L155 102V101ZM23 101H24V103H23ZM113 101V102H112ZM195 101V102H194ZM235 101H238V99L236 100L235 99ZM263 101V102H262ZM47 101H44V104L46 103ZM80 102V103H79ZM140 102V103H139ZM143 102H144V104H143ZM154 102V103H153ZM197 102H198V104H197ZM223 103V106H222V104H220V103ZM12 103H13V105H12ZM79 103V104H78ZM82 103V104H81ZM89 103V104H88ZM184 103V104H183ZM201 103H202V106H201ZM209 103V104H210ZM226 103L228 104L229 103V105L227 106L226 105ZM231 103V104H230ZM81 104V105H80ZM99 104V105H98ZM101 104H104V105H106L105 107L103 106V105H101ZM108 104V105H107ZM206 104V103H205ZM102 106V108H101V106ZM186 105V104H185ZM227 106V108H225V106ZM29 106V107H30ZM85 106V107H84ZM121 106V107H120ZM141 107V112H142V114H138V115H136V113H135V111L138 109L137 107ZM149 106V107H148ZM157 106V107H156ZM184 106V107H183ZM189 106H190V109H188L189 108ZM209 106V105H208ZM216 106H218V108H216ZM20 107V106H19ZM24 107V108H25ZM201 107V108H200ZM228 107H230L229 108V114H227L228 113V110H227V113L225 112L226 110L225 109H228ZM86 108V109H85ZM103 108H105V110L103 109ZM137 108V109H136ZM144 108V109H143ZM152 108V110H150V109ZM161 108V109H160ZM181 108H183L182 110H181ZM204 108H206L205 110H206V112H207V114L205 115L204 114V117L203 116H200V115H203V113H204V111L202 110V109H204ZM225 108V109H224ZM18 109V108H17ZM96 109V110H95ZM103 111H102V110ZM160 109V110H159ZM163 109V110H162ZM196 109V110H195ZM222 109L224 110V112H222ZM263 109V110H262ZM83 110V111H82ZM98 110V111H97ZM131 111V113H128L127 111ZM192 110V111H191ZM198 110V111H197ZM257 110L259 111V113L257 112ZM263 112H262V111ZM83 112V114H82V112ZM94 111V112H93ZM102 111V112H101ZM146 111V112H145ZM160 111V112H159ZM163 111V112H162ZM193 111H195V112H193ZM202 111H203V113H202ZM252 111L254 112V113H252ZM256 111V112H255ZM154 112V113H153ZM157 112V113H156ZM159 112V113H158ZM176 112V113H175ZM211 112H213L214 114H215V118L213 117V113H211ZM261 112L263 113V117H261ZM38 113H40V112H38ZM81 113V114H80ZM100 113V114H99ZM155 113H156V115H155ZM175 113V115H173ZM209 113V114H208ZM225 113V114H224ZM260 114V116L259 115H255V114ZM79 114V115H78ZM93 114V115H92ZM104 114V115H103ZM135 114V115H134ZM146 114V115H145ZM211 114V115H210ZM226 114H227V116H226ZM231 114V115H230ZM92 115V116H91ZM96 115V116H95ZM143 115H145V116H143ZM191 115H193L192 117H191ZM197 115L198 116H200L201 118L200 119H198L197 118ZM207 115H208V117H209V115H210V118H208V120H207ZM224 115V116H223ZM230 115V117L229 118H231V119H229L228 118V116ZM235 117H234V116ZM81 116V117H80ZM82 116H84L83 118H85L84 120H83V118H82ZM88 116H89V118H88ZM154 116H156L155 118H153ZM206 116V117H205ZM232 116H233V118H232ZM248 116H250L249 118H248ZM38 117V118H37ZM37 117L35 118V120L33 121L34 123V125L36 126V128H38V126L37 125H39V122L37 123V121H39L38 119H39V116H38V114H37ZM100 117V118H99ZM105 117V118H104ZM125 117H129V121H127L126 119H125ZM161 119H160V118ZM204 118V122L202 121L203 120V118ZM214 119H213V118ZM221 117H225V118H222L221 120H222V122H221V120H220V118ZM262 119H261V118ZM97 118V119H96ZM107 118H109L108 120L110 121L111 119H112V121H113V125L115 124V126L116 127H114V128H116V130H114V128L112 127V122H108L107 121ZM143 118H144V120H143ZM190 118V119H189ZM192 118V119H191ZM212 118V119H211ZM255 118V119H254ZM257 118V119H256ZM259 118H260V120L261 121H259ZM36 119H37V121H36ZM101 119V120H100ZM125 119V120H124ZM138 119V120H137ZM158 119H160V120H158ZM165 119V120H164ZM207 121H206V120ZM228 121H227V120ZM232 119H234V121H233V123H232ZM250 119V120H249ZM100 120V121H99ZM117 120V121H116ZM134 120V121H133ZM143 120V121H142ZM194 120H197V122H198V120L200 121H202L201 123H203L202 125L204 126V129H205V127H206V129L204 130L203 128H202V126H201V123L200 122H198L199 123V125H197L198 123H196V125H194L193 126V124L192 123H194V122H196V121H194ZM210 120V121H209ZM229 120H231V121H229ZM71 120H69V123H70V125L69 126H71L72 124H71V122H70ZM84 121H85V123H84ZM108 123H107V122ZM116 121V122H115ZM127 121V122H126ZM137 121H139V122H141V125L137 122ZM205 121L206 122H208L209 123V126H207V124L208 123H206L205 124ZM240 121V122H241ZM250 121V122H249ZM135 122V123H134ZM211 122V123H210ZM36 123H37V125H36ZM75 123H77L76 121H75ZM88 123V124H87ZM128 123V124H127ZM143 123V124H142ZM158 123H160V124H158ZM187 123L188 124H190V125H187ZM222 123V124H221ZM235 123V124H234ZM259 123V125H257ZM136 126H135V125ZM138 124V125H137ZM212 124V126H215V127H213V128H215V131L213 130V134H211V131H212V126H210ZM214 124V125H213ZM234 124V125H233ZM240 124H241V126H240ZM77 125H78V123H77ZM126 125V126H125ZM130 125V126H129ZM193 127H197V128H199L198 126H200L201 128L200 129H198V133L199 134H197V130H195V132H193L194 130H191V128L192 129H195V128H193ZM224 125V126H223ZM253 125V126H252ZM263 125V126H262ZM79 126V125H78ZM79 126V127H80ZM222 126V127H221ZM231 126H233L234 127V129L236 128V130H237V132L235 131V134H234V136H233V133L230 131L231 129H232V127ZM236 126V127H235ZM258 128H257V127ZM120 127V128H119ZM133 127V128H132ZM240 127H242V128H245L246 130L243 132V129H241L240 130ZM257 128V129H254V128ZM196 128V129H197ZM227 128V129H226ZM250 128H252V130H254V131H258L257 133L256 132H250L251 130H250ZM127 129V130H126ZM225 129V130H224ZM249 129V130H248ZM119 130V131H118ZM207 130V131H206ZM229 132H227V131ZM96 131V132H95ZM160 131V132H159ZM167 131V132H166ZM199 131H203L202 132V136L200 135L201 134V132H199ZM241 131H242V133H241ZM205 132V133H204ZM220 132V133H219ZM222 132H225V133H222ZM264 132V131H263ZM107 133H109L108 135H107ZM114 133V134H113ZM116 133V134H115ZM196 133V134H195ZM221 134L222 136H224L223 138H222V136H220L219 134ZM226 133H228V134H226ZM237 133L239 134V135H241V138L240 139H237L238 138V135H237ZM249 134V136L250 137H248V135L247 134ZM252 133V134H251ZM255 135H254V134ZM111 134V135H110ZM193 136H192V135ZM219 136H218V135ZM231 134V135H230ZM246 134V135H245ZM92 135V136H91ZM196 135V136H195ZM200 135V136H199ZM227 135V136H226ZM185 136H187V138H188V140H189V142H188V140H187V144H184L183 142L185 141L184 139V137ZM190 136H192V137H190ZM204 136V137H203ZM229 136V137H228ZM237 136V137H236ZM255 136V137H254ZM256 136H258V137H256ZM210 137V138H209ZM219 139H218V138ZM246 137V138H245ZM125 138V137H124ZM182 138V139H181ZM186 138V139H187ZM200 138V139H199ZM209 138V139H208ZM156 139V140H155ZM172 139V140H173ZM192 139V140H191ZM238 141H237V140ZM247 139V140H246ZM154 140H155V142H154ZM196 141V144H199V148H198V150L195 152V154L194 153H192L191 151H190V149H192V144L194 143H192L191 141ZM199 140V141H198ZM207 140H209L208 142H207ZM220 140V141H219ZM222 140H226V143H225V141L223 142ZM230 140H232V141H230ZM239 140H241V141H239ZM244 140H246V141H244ZM250 140V141H249ZM101 140L100 139H96V144H95V150H96V152L98 153V155L100 154V152H101V142H100ZM210 141H211V143H210ZM235 141V142H234ZM198 142V143H197ZM219 142H221L223 145H220V143ZM230 142V143H229ZM232 142V143H231ZM185 143H186V141H185ZM184 144V145H183ZM206 144V145H205ZM208 144V145H207ZM219 144V145H218ZM226 144V145H225ZM183 145V146H182ZM194 145V144H193ZM209 145L211 146V147H209ZM207 146V147H206ZM99 147V148H98ZM157 147V148H156ZM204 147L205 148H208L207 149V153H206V155H204L203 156V153L205 154V152H204ZM100 150V151H99ZM203 150V151H202ZM206 151V150H205ZM95 152V153H96ZM202 152V153H201ZM191 153H192V156H191ZM237 154V155H239L240 157H238L237 155V157H235V154ZM242 154V155H241ZM81 156L83 155L82 153L80 154ZM98 155L96 156V157H98ZM232 156L234 157V159L232 158ZM163 157V158H162ZM202 157H206V160L204 159H202ZM232 158V161H231V158ZM246 157V158H245ZM81 158V157H80ZM244 158V159H243ZM237 159H240V161L241 160H243V162H244V164H245V170L242 172V174L244 173L245 175H242L241 173L240 174H237V168H239V164H240V162H239V160H237ZM228 160L231 162V164H229V166L231 165V167H229L228 166V164H227V162H228ZM178 161V162H177ZM237 164V168L235 167V163ZM254 164V166H253V164ZM176 164V165H175ZM177 164H179L182 168L180 169V166L179 165H177ZM167 165V166H166ZM170 167H169V166ZM239 165V166H238ZM252 165V169L250 170L248 167H250ZM179 166V167H178ZM233 166H234V169H236V170H234V171H232V169L231 168H233ZM155 167V168H154ZM183 167H185V168H187L184 172V175H186V176H184V177H186L185 179L182 177L183 176V174H182V172L183 171H181V170H184V168ZM175 168V169H174ZM180 169V173L182 174V175H180V176H177V174L176 173H172L173 171L174 172H178V170ZM248 170V172H247V170ZM176 170V171H175ZM189 170H190V172H189ZM201 170V171H200ZM230 172H229V171ZM105 171V168L104 167H99L98 168V174L99 175H104L105 173H103ZM236 171V172H235ZM102 172V173H101ZM189 172V173H188ZM208 172H210V174H211V176L209 175V173ZM232 172V173H231ZM247 172V173H246ZM195 173L197 174V173H199V174H197L200 178L198 179V177H196V175H195ZM203 173V174H202ZM205 173H207L208 174V176L209 177H211V178H206V177H208L207 176V174H205ZM237 175H236V174ZM234 174V177H232L231 175H233ZM235 175H236V179H238L237 181H235L234 183H233V178H235ZM239 175V176H238ZM240 175H242L243 176V178H241L242 176H240ZM194 176V177H193ZM203 176V177H202ZM232 177V179H230ZM239 177L241 178V179H239ZM236 179H234V180H236ZM232 180V185L233 186H230L231 184H229L230 183V181ZM200 182V183H199ZM223 184L225 185V184H227V185H229L228 187H227V185H225L227 188H223ZM224 186V187H225ZM216 188H218V189H216ZM225 190H226V192H225ZM222 192L220 195L218 194V192ZM211 192H213V193H211ZM215 192V193H214ZM217 192V193H216ZM217 194V195H216ZM221 196V197H219V196ZM218 197L217 199H216V203H215V209H214V211H213V213L212 214H209V215H207L208 213H207V211H206V215L208 216H206L204 213H203V208H202V206L205 204V202H206V200L207 201H213V200H215L214 199V197ZM205 199V200H204ZM213 199V200H212ZM200 202V203H199ZM200 207V208H199ZM243 207H245L244 209H243ZM199 210V214H193L192 215V213H190L189 211L190 210ZM172 210H170V211H172ZM248 210H251L253 213H252V215H249V216H251V218H249V217H246L247 216V211ZM222 212L223 213V211H224V213H228L229 212V214L227 215V216H224L223 214H221L220 212ZM209 212V211H208ZM211 212V211H210ZM250 212V211H249ZM248 212V213H249ZM204 214V216H203V214ZM220 213V214H219ZM202 214V215H201ZM249 214H251V213H249ZM198 215L199 216H203V221H205L206 222V224L204 225V223H203V221L201 220V217H198ZM219 215V216H218ZM230 215V216H229ZM236 215V216H235ZM169 216V217H168ZM173 216H174V218L175 219H173ZM217 216V217H216ZM235 217V219L237 220V221H240V220H242V218H243V216L244 217H246V218H249L248 220L246 219V221L245 222H243L242 224H240L234 231V233H232V234H229L228 233V235L226 234L227 232H225V231H228L227 230V220L229 219L230 220V217L232 218V217ZM207 217V218H206ZM211 218H213V219H211ZM241 218V219H240ZM254 218V219H253ZM209 219H211L210 221H209ZM216 219V220H215ZM226 219V220H225ZM240 219V220H239ZM253 219V220H252ZM213 220V221H212ZM232 220V219H231ZM202 221V222H201ZM215 221V222H214ZM212 222V223H211ZM208 223V224H207ZM216 223V224H215ZM261 223V222H260ZM201 224H203V225H201ZM212 224V225H211ZM207 225H208V228H207ZM213 225H214V227H213ZM203 226V227H202ZM210 227V228H209ZM224 227V228H223ZM205 228V229H204ZM221 229H225V230H221ZM235 235V236H234ZM219 236H223V238L224 239H221V237L219 238ZM229 236V237H228ZM230 236H232L231 238H230ZM234 236V237H233ZM226 237H228L227 239H226ZM192 242V243H191ZM206 242V243H205ZM209 242H210V244H209ZM208 244V245H207ZM201 245V246H202ZM204 246H202V247H204ZM178 253V252H177ZM217 256V257H216Z\"/></svg>",
  "mask_w": 264,
  "mask_h": 264
}]
</instances>
